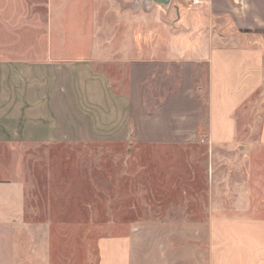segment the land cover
Here are the masks:
<instances>
[{
	"label": "crops",
	"instance_id": "obj_1",
	"mask_svg": "<svg viewBox=\"0 0 264 264\" xmlns=\"http://www.w3.org/2000/svg\"><path fill=\"white\" fill-rule=\"evenodd\" d=\"M99 1L0 0V225L22 218L25 148L124 144L150 149L164 207L99 237L97 264H264V109L237 117L264 90V0L137 7L159 15L137 44L134 0L122 34Z\"/></svg>",
	"mask_w": 264,
	"mask_h": 264
},
{
	"label": "rangeland",
	"instance_id": "obj_2",
	"mask_svg": "<svg viewBox=\"0 0 264 264\" xmlns=\"http://www.w3.org/2000/svg\"><path fill=\"white\" fill-rule=\"evenodd\" d=\"M131 1H99L104 19L109 22L112 5L113 11L115 6L118 9L120 33H124L121 27L127 20L126 8L132 9ZM173 3L171 0L168 6ZM133 10L131 20L137 44L144 25L148 33L157 30L151 21L157 24L159 15L148 18L144 15L147 9ZM263 109L264 90L238 111L239 129L254 131ZM24 153L22 218L7 219L6 225H0V264H97L99 237L120 232L130 222L144 221L146 211L164 207L161 203L144 202V197L150 198L151 188L165 191L154 185L159 183L155 179L159 165H154L155 177H148L150 169L146 161L152 165L150 149L135 146L128 150L124 144L103 142L55 146L49 156L32 155L29 147ZM42 157L45 162L39 166L44 171L35 172L37 183H34L32 160L38 163L37 159ZM44 176L49 179H43Z\"/></svg>",
	"mask_w": 264,
	"mask_h": 264
},
{
	"label": "water",
	"instance_id": "obj_3",
	"mask_svg": "<svg viewBox=\"0 0 264 264\" xmlns=\"http://www.w3.org/2000/svg\"><path fill=\"white\" fill-rule=\"evenodd\" d=\"M171 0H134L133 1V5H135V7H147V5L152 4V3H156L159 4L161 6L167 7L170 4Z\"/></svg>",
	"mask_w": 264,
	"mask_h": 264
},
{
	"label": "built area",
	"instance_id": "obj_4",
	"mask_svg": "<svg viewBox=\"0 0 264 264\" xmlns=\"http://www.w3.org/2000/svg\"><path fill=\"white\" fill-rule=\"evenodd\" d=\"M191 3L196 4V3H198V0H191Z\"/></svg>",
	"mask_w": 264,
	"mask_h": 264
}]
</instances>
